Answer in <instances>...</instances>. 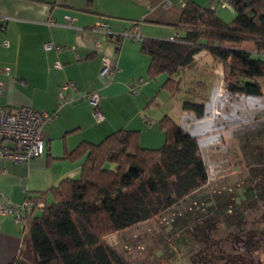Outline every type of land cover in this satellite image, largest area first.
I'll use <instances>...</instances> for the list:
<instances>
[{
    "label": "trees",
    "instance_id": "1",
    "mask_svg": "<svg viewBox=\"0 0 264 264\" xmlns=\"http://www.w3.org/2000/svg\"><path fill=\"white\" fill-rule=\"evenodd\" d=\"M228 3L230 21L188 0L176 25L181 34L174 40L138 41L140 52L150 59L147 79L164 75L161 89L169 98L180 95L181 110L196 119L206 114L210 75L190 77L187 71L202 51L222 65L228 93L264 95V0ZM158 126L164 143L156 148L142 147L138 131L118 130L68 154L70 160L82 159L80 175L28 198L33 211L21 215L24 245L9 264H130L105 236L154 219L192 198L209 179L198 139L170 115L158 120ZM239 238L236 234L234 240ZM206 250L193 264H215L213 252ZM236 254L219 258L222 264H237Z\"/></svg>",
    "mask_w": 264,
    "mask_h": 264
},
{
    "label": "crops",
    "instance_id": "2",
    "mask_svg": "<svg viewBox=\"0 0 264 264\" xmlns=\"http://www.w3.org/2000/svg\"><path fill=\"white\" fill-rule=\"evenodd\" d=\"M180 1L188 0H168L167 5L163 0H0V104L53 113L60 87L72 82L78 94L100 95L103 116L98 122L89 102L81 98L59 108L56 119L42 128L46 147L42 156L29 162L0 159V203L10 202L18 208L62 180L76 179L82 159L73 161L67 155L83 142L98 143L115 131L135 130L142 147L164 143L157 122L177 107L170 106L168 114L159 108L177 98H169L161 89L164 75L147 79L150 59L140 52L138 41L181 34L176 28ZM191 1L218 13L219 0ZM103 22L109 26L106 36L98 27ZM133 28L139 32L138 39L124 35ZM117 36H122L118 44ZM48 43L52 47L46 49ZM104 59L117 69L101 77ZM198 59L205 71L214 62L206 51L197 54ZM178 123L196 137L184 121ZM27 211H33L30 202L21 215ZM21 227L12 213L0 214V264H9L20 254L24 245Z\"/></svg>",
    "mask_w": 264,
    "mask_h": 264
},
{
    "label": "rangeland",
    "instance_id": "3",
    "mask_svg": "<svg viewBox=\"0 0 264 264\" xmlns=\"http://www.w3.org/2000/svg\"><path fill=\"white\" fill-rule=\"evenodd\" d=\"M216 7L227 21L233 18L231 7ZM217 66L211 62L205 71L198 59L188 71L196 78L211 73L203 122L181 110L180 95L159 108L168 114L174 104L170 116L196 135L208 182L154 219L105 236L130 264H193L207 254L206 248L215 264H222L223 253H237V264H264V95L228 93L223 67ZM216 209L221 210L217 216Z\"/></svg>",
    "mask_w": 264,
    "mask_h": 264
},
{
    "label": "built area",
    "instance_id": "4",
    "mask_svg": "<svg viewBox=\"0 0 264 264\" xmlns=\"http://www.w3.org/2000/svg\"><path fill=\"white\" fill-rule=\"evenodd\" d=\"M164 4H168V0H163ZM183 6V2L180 1ZM222 6L229 7L227 0H222ZM99 30L106 36L109 31V26L106 22L99 24ZM124 35L138 39L139 32L137 28H133L131 32ZM174 40V36L168 38ZM7 46V42L2 44ZM52 47V44L45 45L46 49ZM56 67H60L56 64ZM116 66L108 60L104 59L99 72L101 77L110 76ZM8 68H4V72H8ZM133 93H137L135 87H130ZM56 110L53 113L45 111H37L29 106L8 107L0 104V159L6 158L13 162H29L32 159L38 158L44 154L45 142L42 138V128L45 124L52 122L57 117V110L62 106L75 101L78 98L88 101L93 109V117L99 122L103 116L99 109L100 95L97 92L78 94L72 82H67L60 87L58 93ZM29 202L16 208L10 202L0 203V214L5 215L12 213L15 217V222L22 225L21 212L27 210Z\"/></svg>",
    "mask_w": 264,
    "mask_h": 264
}]
</instances>
